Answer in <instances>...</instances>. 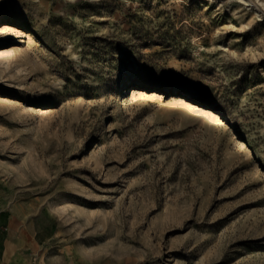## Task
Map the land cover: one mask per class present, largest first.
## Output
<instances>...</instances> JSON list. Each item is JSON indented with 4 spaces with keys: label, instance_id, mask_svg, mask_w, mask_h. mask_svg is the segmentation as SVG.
Wrapping results in <instances>:
<instances>
[{
    "label": "rangeland",
    "instance_id": "rangeland-1",
    "mask_svg": "<svg viewBox=\"0 0 264 264\" xmlns=\"http://www.w3.org/2000/svg\"><path fill=\"white\" fill-rule=\"evenodd\" d=\"M0 264H264V0H0Z\"/></svg>",
    "mask_w": 264,
    "mask_h": 264
},
{
    "label": "bare ground",
    "instance_id": "bare-ground-1",
    "mask_svg": "<svg viewBox=\"0 0 264 264\" xmlns=\"http://www.w3.org/2000/svg\"><path fill=\"white\" fill-rule=\"evenodd\" d=\"M210 112L213 114V117H215V118L221 117L223 115L222 111L210 110Z\"/></svg>",
    "mask_w": 264,
    "mask_h": 264
}]
</instances>
